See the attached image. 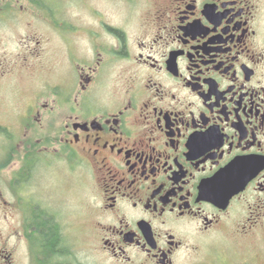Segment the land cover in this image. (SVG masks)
<instances>
[{
    "label": "flooded vegetation",
    "instance_id": "flooded-vegetation-1",
    "mask_svg": "<svg viewBox=\"0 0 264 264\" xmlns=\"http://www.w3.org/2000/svg\"><path fill=\"white\" fill-rule=\"evenodd\" d=\"M15 1L0 0L7 26L26 10ZM113 1L125 22L92 9L82 47L76 31L63 40L69 86L43 84L15 112L26 140L9 198L34 199L42 170L61 163L89 188L107 264H264L261 0ZM26 39L9 51L21 74L45 53ZM38 211L64 247L54 215Z\"/></svg>",
    "mask_w": 264,
    "mask_h": 264
},
{
    "label": "rangeland",
    "instance_id": "rangeland-1",
    "mask_svg": "<svg viewBox=\"0 0 264 264\" xmlns=\"http://www.w3.org/2000/svg\"><path fill=\"white\" fill-rule=\"evenodd\" d=\"M42 13L29 0H18L26 10L18 16L11 17V25L0 22V127L6 129L7 135L0 134V264H35V250L30 245L29 237L34 241L39 231L42 217L38 209L45 208L53 214L52 221L60 228L64 240V260L68 252L71 260L78 264H107L92 241L90 230L93 228L88 198L89 188L84 180L61 163H54L41 172V180L35 183L32 195L40 199H10L11 193L17 192L13 182H9L11 171L19 168L22 142L20 135L13 131L19 115L21 102L29 101L33 90L43 84H64L69 86L72 73L68 68L66 49L63 40L74 37L82 47L86 27H95L100 17L113 24H121L128 12L113 0H36ZM12 0V3H15ZM264 7V0H261ZM90 9H95L92 12ZM29 21L30 24L20 22ZM140 21L133 13L128 20L130 27H136ZM53 22L54 29L47 28ZM127 23V22H126ZM82 28V29H81ZM71 35V36H70ZM29 37L34 48L35 41L45 43L43 59L27 60V69L22 74L17 63L24 61L9 60L10 48H15L19 39ZM68 38V39H67ZM20 46V45H19ZM42 48V46H40ZM40 48L38 50H40ZM50 48V49H49ZM10 74L7 75V64ZM15 68V70L13 69ZM117 68H115L116 70ZM114 72V71H113ZM69 79V80H68ZM43 85V86H44ZM43 99H51L44 97ZM16 112V113H15ZM12 186V187H11ZM18 190V189H17ZM49 213V214H50ZM92 232V230H91ZM32 244V243H31ZM30 246V247H29ZM12 257V258H11Z\"/></svg>",
    "mask_w": 264,
    "mask_h": 264
},
{
    "label": "trees",
    "instance_id": "trees-1",
    "mask_svg": "<svg viewBox=\"0 0 264 264\" xmlns=\"http://www.w3.org/2000/svg\"><path fill=\"white\" fill-rule=\"evenodd\" d=\"M0 134L7 135L6 129L0 127ZM51 223V222H50ZM47 223L46 219H42L39 231L34 229L33 234H36L35 240L32 241L35 250V264H78L73 263L69 260H64L61 255L64 250L63 247L58 243V236H56L55 230L51 228L52 223ZM55 227V226H54Z\"/></svg>",
    "mask_w": 264,
    "mask_h": 264
}]
</instances>
